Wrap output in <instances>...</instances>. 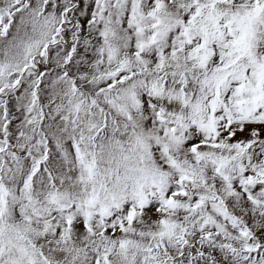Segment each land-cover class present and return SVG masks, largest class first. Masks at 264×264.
<instances>
[{"label":"snow or ice","instance_id":"6c2138e0","mask_svg":"<svg viewBox=\"0 0 264 264\" xmlns=\"http://www.w3.org/2000/svg\"><path fill=\"white\" fill-rule=\"evenodd\" d=\"M0 264H264V0H0Z\"/></svg>","mask_w":264,"mask_h":264}]
</instances>
